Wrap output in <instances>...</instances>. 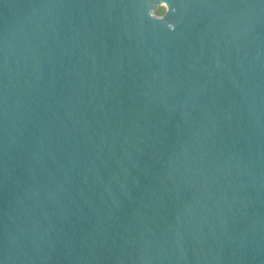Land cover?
Listing matches in <instances>:
<instances>
[{"label": "water", "instance_id": "95a60500", "mask_svg": "<svg viewBox=\"0 0 264 264\" xmlns=\"http://www.w3.org/2000/svg\"><path fill=\"white\" fill-rule=\"evenodd\" d=\"M0 264H264V0H0Z\"/></svg>", "mask_w": 264, "mask_h": 264}, {"label": "rangeland", "instance_id": "374dc122", "mask_svg": "<svg viewBox=\"0 0 264 264\" xmlns=\"http://www.w3.org/2000/svg\"><path fill=\"white\" fill-rule=\"evenodd\" d=\"M167 6L166 5H159L154 9V14L156 16H164L167 12Z\"/></svg>", "mask_w": 264, "mask_h": 264}]
</instances>
